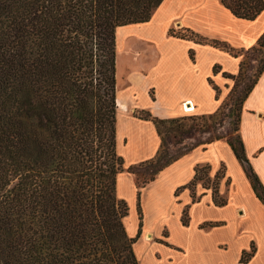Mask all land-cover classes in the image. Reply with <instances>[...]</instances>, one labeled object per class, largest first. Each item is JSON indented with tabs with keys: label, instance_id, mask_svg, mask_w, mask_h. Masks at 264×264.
<instances>
[{
	"label": "trees",
	"instance_id": "16d2710c",
	"mask_svg": "<svg viewBox=\"0 0 264 264\" xmlns=\"http://www.w3.org/2000/svg\"><path fill=\"white\" fill-rule=\"evenodd\" d=\"M162 1L0 0V264H140L134 246L143 230L141 189L197 146L223 138L210 137L167 158V137L185 132V121L196 116L163 119L140 110L136 116L151 120L161 137L156 156L125 167L116 152L115 32L150 20ZM222 2L248 20L264 10V0ZM169 34L234 56L243 50L186 27L171 28ZM247 51L259 63L243 104L264 71V33ZM245 64L241 59L238 74L227 75L235 85L246 78ZM227 141L264 204V186L240 133ZM210 169L197 165L193 180L179 190H193L202 182L212 189L214 203L225 205L227 199L219 193L225 166L213 179ZM122 171L137 177L139 227L134 237L124 222L128 204L116 192ZM192 197L200 198L194 191ZM181 220L189 224L188 209ZM255 251L251 244L240 262L247 263Z\"/></svg>",
	"mask_w": 264,
	"mask_h": 264
},
{
	"label": "crops",
	"instance_id": "0c3cea01",
	"mask_svg": "<svg viewBox=\"0 0 264 264\" xmlns=\"http://www.w3.org/2000/svg\"><path fill=\"white\" fill-rule=\"evenodd\" d=\"M182 27L249 49L264 33V10L248 20L236 17L222 0H163L150 20L117 27L116 144L128 166L155 157L162 142L156 125L136 116L137 111H150L163 119L213 114L233 86L227 75L240 70L241 56L169 34L171 28ZM185 102L194 109L185 111ZM239 133L264 186V71L243 104ZM206 164L211 177L225 166L219 184L225 205H216L212 189L202 182L193 190H179L193 180L197 165ZM193 191L199 200L193 201ZM116 192L130 206H137L136 176L120 172ZM141 203L145 219L146 214L155 218L149 226L145 220L144 241L151 242L149 229H167L165 243L156 245L170 248L169 264H264V204L225 139L197 146L160 171L141 189ZM185 209L188 225L181 220ZM206 222L219 224L202 227ZM251 244L255 254L241 263L242 252Z\"/></svg>",
	"mask_w": 264,
	"mask_h": 264
},
{
	"label": "rangeland",
	"instance_id": "374dc122",
	"mask_svg": "<svg viewBox=\"0 0 264 264\" xmlns=\"http://www.w3.org/2000/svg\"><path fill=\"white\" fill-rule=\"evenodd\" d=\"M240 50V49H239ZM241 52V58L246 61L245 64V79L239 80L238 85L235 79H233V86L230 88L227 95L224 97L223 103L220 108L216 111L218 112L213 118H197L200 115H187L196 116L195 119H187L185 121L186 131L179 133L177 136L172 133L167 137L165 152L167 153V158L176 156L179 153L186 151L193 144L198 142H203L214 136H221L222 139L227 140L228 138L237 139L239 137V120L238 116L242 109L243 95L247 88L249 78L253 79L255 73L258 69V61L256 60V54L252 51H247L243 49ZM116 152L118 155L122 156L116 145ZM125 167L128 165L125 164ZM137 178V177H136ZM213 179V177H212ZM211 180L209 183H212ZM212 186V185H211ZM128 207V215L124 219L125 226L128 234L131 237L136 236L139 227V216H138V206ZM143 226L146 220V225H153L155 218L151 214H146L143 210ZM190 217V216H189ZM190 222V221H189ZM188 225V224H187ZM143 229V228H142ZM153 235L149 234L151 242L146 243L144 241V231L135 243V252L138 256L140 264H169V260H173V256L170 255V248L163 245V249L158 247L156 243L161 241H166L168 238L167 229H149ZM155 255V258H154ZM159 259V261L157 260Z\"/></svg>",
	"mask_w": 264,
	"mask_h": 264
},
{
	"label": "built area",
	"instance_id": "2783aa9c",
	"mask_svg": "<svg viewBox=\"0 0 264 264\" xmlns=\"http://www.w3.org/2000/svg\"><path fill=\"white\" fill-rule=\"evenodd\" d=\"M187 102H188V101H187ZM187 102H185V103L183 104V107H184L185 111H188V109L191 108V104H190V105H187Z\"/></svg>",
	"mask_w": 264,
	"mask_h": 264
},
{
	"label": "bare ground",
	"instance_id": "6f19581e",
	"mask_svg": "<svg viewBox=\"0 0 264 264\" xmlns=\"http://www.w3.org/2000/svg\"><path fill=\"white\" fill-rule=\"evenodd\" d=\"M193 109H194L193 105L191 104V108H189L187 112L192 111ZM147 239L150 240V238H147Z\"/></svg>",
	"mask_w": 264,
	"mask_h": 264
}]
</instances>
